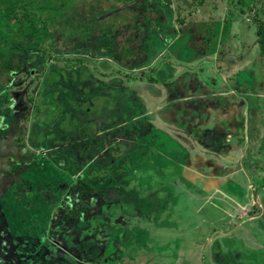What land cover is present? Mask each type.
I'll return each mask as SVG.
<instances>
[{"label":"rangeland","instance_id":"374dc122","mask_svg":"<svg viewBox=\"0 0 264 264\" xmlns=\"http://www.w3.org/2000/svg\"><path fill=\"white\" fill-rule=\"evenodd\" d=\"M42 5L0 9L1 54L35 37L0 87V264H264V65L250 103L237 77L247 59H227L243 40V57L259 45L264 0H171L167 29L147 28L152 54L133 66L99 36L56 50ZM17 8H39L40 26L17 24ZM98 92L115 104L89 114L80 105ZM209 99L243 112L241 135L209 126Z\"/></svg>","mask_w":264,"mask_h":264},{"label":"trees","instance_id":"16d2710c","mask_svg":"<svg viewBox=\"0 0 264 264\" xmlns=\"http://www.w3.org/2000/svg\"><path fill=\"white\" fill-rule=\"evenodd\" d=\"M40 4L46 3V23L50 35H54L57 40L55 49L61 52H69L78 42L90 41L94 36L103 39L104 50L113 52L119 64L131 66L134 63H145L146 58L150 56L151 49L147 43L149 31L147 28L158 30L159 28L167 29L168 20L163 19L168 9L174 11L171 6V0H162L163 5H155V0H27ZM24 3L25 0H0V9L5 10L8 3ZM154 7L155 9H153ZM50 15L53 21H49L47 16ZM9 16L17 20V24H25L26 27H38L39 24V8L33 11L28 8H17L10 13ZM23 27V30L26 27ZM176 31L175 26L173 27ZM171 29V33L164 38L165 42L172 41L176 34ZM261 35L259 42L264 52V36L263 31H258ZM147 34V35H146ZM146 36V37H145ZM145 37V38H143ZM16 38V37H15ZM33 43L35 37L29 35L26 40L22 37L13 41L11 51L5 55L0 53V87L8 81V75L13 76V72H19L23 69L22 58L19 48L24 45L23 41ZM19 47V48H18ZM43 44L36 47V50L29 54L33 60L41 49ZM100 50H95L93 55H97ZM144 58V59H143ZM60 74L57 70L46 76L48 83L55 82L59 79ZM82 78V77H81ZM88 90L87 88H84ZM87 93V91H85ZM84 102L80 106L89 114L92 112L108 111L115 104L114 96L108 93H93L94 104L89 103V98L84 97ZM87 100V101H86ZM68 120L67 131H73L79 125L76 117H72L70 113L64 115L63 120ZM94 125L93 122L90 123ZM89 126L82 124L80 126L81 134H84V127ZM95 129V128H94ZM89 131L93 133V128ZM50 135H53L51 133ZM49 135V136H50ZM44 133L41 132L39 138L42 139ZM163 139V138H162ZM169 138H167L168 140ZM163 140H166L165 138ZM85 158V157H84ZM114 206V205H113ZM117 206V205H115ZM91 264V263H86Z\"/></svg>","mask_w":264,"mask_h":264},{"label":"crops","instance_id":"0c3cea01","mask_svg":"<svg viewBox=\"0 0 264 264\" xmlns=\"http://www.w3.org/2000/svg\"><path fill=\"white\" fill-rule=\"evenodd\" d=\"M254 34H256L258 36L257 33H254ZM256 42L259 45L253 51L252 54L251 53L248 54L251 51V49L249 51L250 46L247 45L245 40H243L242 45L244 47H249V48L242 49L241 47L238 48V47H235L233 45V47H228L229 52L227 53V59L234 60V63H235V61L241 62L242 60L247 59L246 68H247V70L249 69L250 71L249 70L245 71L242 74H239V72H238L237 77H240L239 85H241L243 88V91H246V93L249 95V98H247V99L249 100L250 103L257 101L259 92L256 91V88H258L259 85L263 84V83H260L263 81V79L260 76V73L258 74L256 71H259V67H262L264 65V63H263L264 52L262 51V48H261V45L259 42V37H257ZM244 50L249 51V52H247L248 55L243 57L242 52ZM245 51H244V53H245ZM260 61H261V63H260ZM246 78L250 79L251 84H247V85L240 84V83L244 82ZM242 97H243V95H242ZM223 98H225V100H226V97H224L222 95H220L217 99L222 101ZM215 101H217V100H210L209 99V100L205 101L206 102L205 105L207 106L206 108H209V109H208V111H206V113H204V118L207 117L206 119L209 120V121H207L210 123L209 126L214 125V128H216L218 131H222L224 129V127H226V126H231L232 132H234V134L241 135L242 134L241 133L242 127H244V125H243L244 121L242 119H239V116L243 112H241V110H240V112L238 113L236 108L235 109L234 108L225 109V107H227V106H222V105L218 106L219 103L217 104V102H215ZM229 103H231V102H229ZM204 107H202V110H204ZM213 133L215 134L218 132L213 131ZM238 139L243 140L244 139L243 135L241 138H238ZM240 219L243 220L244 218H240ZM247 220H250V219L245 218L244 222ZM229 248H230V246H229ZM231 251L232 252H230V253H233V254L236 253L232 249H231ZM239 253H240V251H238V255H239ZM240 255H242V252L240 253Z\"/></svg>","mask_w":264,"mask_h":264}]
</instances>
